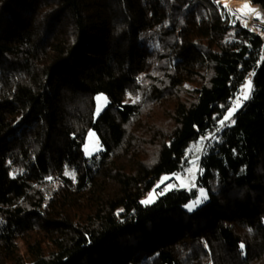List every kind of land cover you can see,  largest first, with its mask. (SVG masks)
Instances as JSON below:
<instances>
[{
  "label": "trees",
  "instance_id": "1",
  "mask_svg": "<svg viewBox=\"0 0 264 264\" xmlns=\"http://www.w3.org/2000/svg\"><path fill=\"white\" fill-rule=\"evenodd\" d=\"M0 264H264L262 39L216 0H0Z\"/></svg>",
  "mask_w": 264,
  "mask_h": 264
},
{
  "label": "rangeland",
  "instance_id": "2",
  "mask_svg": "<svg viewBox=\"0 0 264 264\" xmlns=\"http://www.w3.org/2000/svg\"><path fill=\"white\" fill-rule=\"evenodd\" d=\"M216 3L220 5L226 13H228L231 20L236 19V17H239L242 20V24H246V21L244 18H242L237 12L232 11L229 8H226L221 3V0H216ZM250 3V2H249ZM250 9L251 15H252V23L253 27L246 24V27L250 31H255L254 28H259L261 33H258L255 31L256 35L262 39L264 43V12L256 5H253L250 3ZM239 23V22H238ZM245 27V28H246ZM146 54H147V66L146 70L148 71L152 65L157 61L158 55H159V47L157 43H152L150 45H147L145 47ZM190 87V86H187ZM252 90V81L251 78H246L244 83L241 85L238 93L234 97L232 101V106L229 109L231 110L230 118L226 121H224V124H230L231 118L233 114L241 107L243 102L247 100ZM95 102V109H94V116L97 117L101 114V112L106 108L107 106V98L104 94H98L94 97ZM229 111L226 115H229ZM225 115V116H226ZM224 116V117H225ZM224 119V118H223ZM215 133L209 134L206 137H201L197 139L196 141L192 142L189 147L186 150L185 157L187 159V166L185 169L175 175H162L159 181L156 183L155 188H158L161 185H165L167 182L168 184L165 185L164 189L166 191H169L173 188H179V189H190L195 188L196 186V179L197 174L199 171V159L201 157V154L204 151V148L207 143L213 141L215 139ZM102 151V148L100 146L99 139L95 132L88 131L85 137L84 146H83V155L85 158H90L94 155H97L99 152ZM175 186L171 184V181ZM158 193L154 190L150 191L145 197L141 199V203L143 205H151L153 204L157 199ZM208 199L207 193L204 189L197 188V197L190 203H188L185 208L188 211H192L199 205H201L203 202H205Z\"/></svg>",
  "mask_w": 264,
  "mask_h": 264
},
{
  "label": "bare ground",
  "instance_id": "3",
  "mask_svg": "<svg viewBox=\"0 0 264 264\" xmlns=\"http://www.w3.org/2000/svg\"><path fill=\"white\" fill-rule=\"evenodd\" d=\"M221 3L224 7L231 9L232 11L237 12L242 18L245 19L246 24L251 25L252 23V15L250 12V3L248 0H221ZM256 32L261 33L259 28H254Z\"/></svg>",
  "mask_w": 264,
  "mask_h": 264
},
{
  "label": "snow or ice",
  "instance_id": "4",
  "mask_svg": "<svg viewBox=\"0 0 264 264\" xmlns=\"http://www.w3.org/2000/svg\"><path fill=\"white\" fill-rule=\"evenodd\" d=\"M230 115H231V110L229 111V115H226V116L224 117V119L220 121V123H221V124H224V121L228 120V119L230 118ZM66 174L73 175V179L75 178V177H74V174L67 173V172H66Z\"/></svg>",
  "mask_w": 264,
  "mask_h": 264
},
{
  "label": "built area",
  "instance_id": "5",
  "mask_svg": "<svg viewBox=\"0 0 264 264\" xmlns=\"http://www.w3.org/2000/svg\"><path fill=\"white\" fill-rule=\"evenodd\" d=\"M237 22H239L240 25H242L243 27H246V24H242V20L239 17H236L235 19ZM247 28V27H246ZM253 33H255V31H252ZM256 34V33H255Z\"/></svg>",
  "mask_w": 264,
  "mask_h": 264
}]
</instances>
